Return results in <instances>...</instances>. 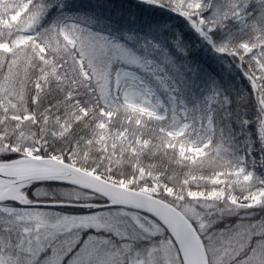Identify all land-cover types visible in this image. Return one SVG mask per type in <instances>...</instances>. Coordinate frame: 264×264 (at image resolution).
<instances>
[{
  "label": "snow or ice",
  "instance_id": "6c2138e0",
  "mask_svg": "<svg viewBox=\"0 0 264 264\" xmlns=\"http://www.w3.org/2000/svg\"><path fill=\"white\" fill-rule=\"evenodd\" d=\"M0 264H264V0H0Z\"/></svg>",
  "mask_w": 264,
  "mask_h": 264
},
{
  "label": "trees",
  "instance_id": "16d2710c",
  "mask_svg": "<svg viewBox=\"0 0 264 264\" xmlns=\"http://www.w3.org/2000/svg\"><path fill=\"white\" fill-rule=\"evenodd\" d=\"M87 2V0H69V3L72 5H83ZM95 2L99 3L102 2V0H95ZM106 2L110 3V4H115L117 6L123 4V3H127V0H106ZM134 2V0H133ZM73 9H69V12H71ZM103 14H108V9H101ZM168 16H171V14H166ZM172 20H174L176 23H181V21L178 18L172 17ZM233 79L235 80V82L237 84L240 83V77L238 75H236L235 73H233Z\"/></svg>",
  "mask_w": 264,
  "mask_h": 264
}]
</instances>
